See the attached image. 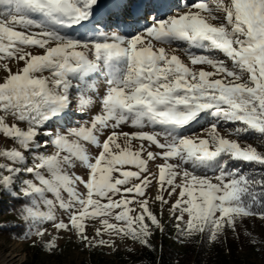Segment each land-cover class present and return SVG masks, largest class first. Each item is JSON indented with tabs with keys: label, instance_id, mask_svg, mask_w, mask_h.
<instances>
[{
	"label": "snow or ice",
	"instance_id": "6c2138e0",
	"mask_svg": "<svg viewBox=\"0 0 264 264\" xmlns=\"http://www.w3.org/2000/svg\"><path fill=\"white\" fill-rule=\"evenodd\" d=\"M0 73V229L114 254L165 210L181 246L264 223V0H0Z\"/></svg>",
	"mask_w": 264,
	"mask_h": 264
},
{
	"label": "rangeland",
	"instance_id": "374dc122",
	"mask_svg": "<svg viewBox=\"0 0 264 264\" xmlns=\"http://www.w3.org/2000/svg\"><path fill=\"white\" fill-rule=\"evenodd\" d=\"M22 66V65H21ZM13 70L15 71V65H12ZM2 75V73H0ZM47 75V73H45ZM24 127V125H21ZM125 130H130L125 128ZM261 140H264V137H260L258 134L253 133L246 141L242 143H250L254 147H257L258 151H264V145L261 144ZM12 147V142L7 140L3 136H0V150H4ZM91 154L95 155L96 150L90 147ZM153 170L155 166L152 165ZM83 170H80L82 174ZM156 192V187L153 186L149 192V195H154ZM154 210L159 213L158 204L154 205ZM12 215L0 214V223H4L7 220L13 219ZM166 225V228H171V223L169 221V216L167 210H165L163 221ZM52 235H57V233L50 229ZM240 233L239 237L233 235L231 231L226 233V239L222 237L224 245L227 248L230 246L232 250L229 257L224 260L223 264H264V252L258 251L256 247L249 243L248 237L245 234L246 232H251L253 236L264 239V223L258 219L247 220L245 224L238 228ZM94 234V230L89 227V235ZM59 239L57 240L58 249L55 253L49 254L46 250L41 253L39 259L34 264H102L112 258L113 253L110 249L95 250L89 251L84 249L79 241L76 239L74 234L61 232L58 234ZM161 234L157 231L153 238L152 243L155 246L158 242ZM107 238V237H105ZM32 239H35L33 237ZM32 239L30 240H21L15 236L8 234H0V264H24L27 260V253L32 254L38 248V245H44L49 239V236L44 238V241H41L37 246L33 247ZM231 243V244H230ZM119 245V250L122 252L127 251L128 247L139 248V245H132L130 242L125 243L117 241ZM230 244V246H229ZM32 257V256H31Z\"/></svg>",
	"mask_w": 264,
	"mask_h": 264
},
{
	"label": "trees",
	"instance_id": "16d2710c",
	"mask_svg": "<svg viewBox=\"0 0 264 264\" xmlns=\"http://www.w3.org/2000/svg\"><path fill=\"white\" fill-rule=\"evenodd\" d=\"M258 167V166H257ZM12 202L7 197L0 200V214H10L15 221V214L10 211ZM5 223V222H4ZM21 229L6 228L0 229V234H8L17 237ZM173 229L167 228L166 234L161 235L155 247L156 252H150L144 248L135 249L134 254L128 251H118L114 253L112 258L102 264H223L226 260L232 247L229 248L223 243V239L219 243L207 244L201 246L199 243H193L188 246H181L174 243ZM161 246L163 251L161 252ZM45 251L43 245H38V248L32 254L27 253V260L24 264H34ZM32 256V257H31ZM42 264H46L45 262Z\"/></svg>",
	"mask_w": 264,
	"mask_h": 264
}]
</instances>
